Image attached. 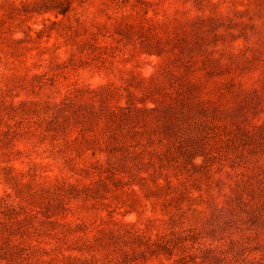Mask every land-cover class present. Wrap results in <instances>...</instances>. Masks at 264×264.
<instances>
[{"label": "rangeland", "instance_id": "1", "mask_svg": "<svg viewBox=\"0 0 264 264\" xmlns=\"http://www.w3.org/2000/svg\"><path fill=\"white\" fill-rule=\"evenodd\" d=\"M0 264H264V0H0Z\"/></svg>", "mask_w": 264, "mask_h": 264}]
</instances>
